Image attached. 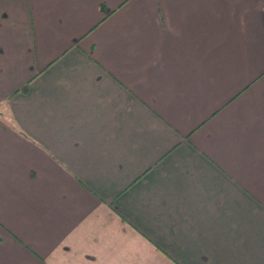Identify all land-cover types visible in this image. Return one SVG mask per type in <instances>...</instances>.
Instances as JSON below:
<instances>
[{"label": "crops", "instance_id": "0c3cea01", "mask_svg": "<svg viewBox=\"0 0 264 264\" xmlns=\"http://www.w3.org/2000/svg\"><path fill=\"white\" fill-rule=\"evenodd\" d=\"M0 264H264V0H0Z\"/></svg>", "mask_w": 264, "mask_h": 264}]
</instances>
